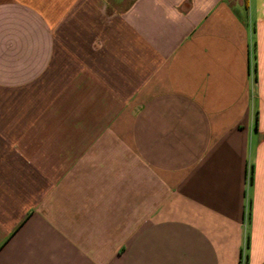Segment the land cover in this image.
Returning <instances> with one entry per match:
<instances>
[{
    "label": "crops",
    "instance_id": "0c3cea01",
    "mask_svg": "<svg viewBox=\"0 0 264 264\" xmlns=\"http://www.w3.org/2000/svg\"><path fill=\"white\" fill-rule=\"evenodd\" d=\"M0 264H264V0H0Z\"/></svg>",
    "mask_w": 264,
    "mask_h": 264
}]
</instances>
